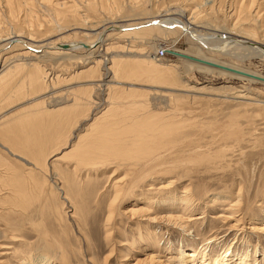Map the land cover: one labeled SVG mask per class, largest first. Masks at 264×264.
<instances>
[{
  "label": "bare ground",
  "instance_id": "6f19581e",
  "mask_svg": "<svg viewBox=\"0 0 264 264\" xmlns=\"http://www.w3.org/2000/svg\"><path fill=\"white\" fill-rule=\"evenodd\" d=\"M154 1L102 0L100 2L102 5L90 1L87 6H90L91 9H98V5H100L102 10L110 12L109 15L128 12L129 16L135 14L139 16L142 13L143 15L151 13ZM186 1L192 5L190 9L187 7L178 9L175 6L167 5L166 9L157 10L156 14L149 15L141 21H137L138 19L127 22L125 20L124 22H122L123 20L113 21V16L106 17V19H110L107 21L109 24L103 25V28L97 31L95 28L99 25L98 21L95 23L92 21L93 19L80 14L76 4L68 5L64 0H0V20L6 18L9 22L8 29L0 30V108L3 104L9 105L16 101L19 102L13 105L23 101L30 103H28L29 106H25L24 110L10 118L6 117L7 113L6 115L0 113V147L2 149L0 152L4 151L8 154L0 155V264H55L56 261L59 264H71L70 253L72 252H67L65 249V246L68 248L67 242L69 241L62 242L65 238H69L64 235L67 230L64 221L68 219V216L67 219L65 218L68 211L64 212L63 207L69 204L72 208L70 213L73 218L77 216L79 210H82L78 209L79 206L82 207V203H84L83 212H87L84 208L85 202L88 201L89 207V201L92 199L95 202L96 199L91 196L98 198L95 204L105 202L103 208L100 205L97 206V210L104 214L105 238L110 251L105 256V261L111 258L109 255H112L117 244L113 241L114 234H112L116 216H127L131 219L137 217L140 221L148 215L147 213H151L153 208L151 204L155 202L156 205L168 204L170 209L172 208L165 216L163 215L165 218L163 221H165L168 230L170 227H175L182 231H188L191 228L192 219L200 217H192L190 214L193 202L196 201V198L201 197L190 186L184 189L181 196H178L174 190V185L178 180L176 178H168L167 181L161 182L158 188L154 187L155 181L159 179L160 175L172 173L175 169L176 162L173 166H170L171 162H169V160L173 161L174 157L162 155V153L172 150L171 147L177 141H181L179 139L183 134L181 136L179 134L187 126V122L183 117L180 118L178 110L170 109L171 111L167 110L168 112L156 110L157 108L153 107L156 105L152 104V97L165 94L164 90L159 88L166 87L172 89L169 91L171 94L168 93L171 95L168 100L182 102L188 95L183 92L178 93L179 91L199 93V91L210 88L207 85L200 87L191 85L184 80L183 72L192 69V67L206 72L218 71L220 74H227L243 82L264 84V75L260 71H252L222 62L215 56L221 53L228 55L229 48L234 46L264 59V0H236V3L229 9L225 18L231 21L229 23L233 29H237L239 34H244L242 37H238L237 34L236 37L230 36L224 32L207 33L199 29V25L204 23V19L200 20L201 24H198L199 17L197 15L205 12L206 6L213 9V12L219 13L222 0ZM187 2L185 4H188ZM218 2L221 6H217ZM80 10L82 9L80 8ZM69 13H71V19L67 17ZM163 13L177 14L179 17H165L166 15ZM68 19L71 21L66 22ZM5 20L4 22H7ZM47 23L49 24L48 28L38 35L39 30L37 31L36 28ZM85 25V29L94 33L76 31ZM67 28L76 29V34L83 32L81 36L84 37L82 39L77 36L71 39L67 38L62 34V31ZM153 31L158 35L167 33L175 35L174 43L181 35H186V38L192 43L187 49L173 47L172 53L176 55V62L167 63L169 61L164 62L162 58L151 52V49L156 48V44L143 47V44L134 43L141 41L140 38L143 34L146 36ZM46 32L55 34V37L51 35L48 38L44 36V39H38V36L45 35ZM89 34L94 35L95 38L93 37V40L84 39L89 37ZM122 38L129 40V44H134H130L131 46L123 44L121 43ZM136 45L140 48L134 49L133 47ZM17 50L20 52L18 53ZM14 51L17 53L13 54ZM10 53L12 54L8 56L9 58L7 57L8 59L4 58ZM60 59L74 60L75 62L78 60L83 63L82 65H87L84 69L74 71L73 77L83 75L88 79L84 80L86 84L81 85L78 91L76 89L75 92H70L72 94L70 100L62 95L53 96L56 83H59L61 78L60 73L57 74L59 70L53 69L54 66L51 64ZM179 63H183L184 66L182 67ZM47 64L50 65L49 69ZM137 80H146L145 82H149L146 85L155 86L154 93L151 91L154 95L151 97V93L148 97V92L130 90L124 85L134 84ZM145 82L143 81V83ZM221 89L234 91L232 85H223L213 88L212 92L214 90L219 92ZM96 90H100L106 95L103 102H98L95 99L94 91ZM242 91L238 90L235 92V96L234 93L231 95L234 98L256 100ZM168 94L165 95L168 96ZM47 98L48 100L50 98V103L52 99V103L48 106L44 104ZM172 102L170 101V103ZM102 105L105 107L95 113L94 109L100 108ZM260 107L264 110V103ZM176 108L178 109V107ZM81 119L88 122L85 123L82 131L77 132L75 129H79ZM184 132L186 133V131ZM186 136L187 134L183 137ZM49 146L53 147L51 151L47 150ZM212 156L204 155V157L193 161L208 165L211 158L213 159L211 163H214L215 158L218 159V157H214L215 155ZM218 156L220 157V155ZM170 157L173 159H169ZM178 157L177 160H181V157ZM222 157L219 161L225 159L224 155ZM52 158L55 161L54 164L52 163L53 169L50 164ZM187 158L191 162L193 157L187 156ZM194 158L196 159L197 156ZM188 160L184 161L188 162ZM178 165L175 166L178 167ZM226 165L229 167L231 163L227 162ZM226 165H222V167ZM119 171L120 175L115 178L114 175ZM106 173L109 174L108 177H113L108 181L110 182L108 188L105 187L104 182L97 179ZM234 173L236 174V170ZM233 175H231L232 178H235ZM243 186L245 189V185ZM235 188H232L231 192L224 199L222 198V201L230 205L228 210L230 209L231 214L238 213V217L234 219L235 223L229 225L230 230L237 229L244 233V227H239V224H246V217L251 213H257L255 203H258L256 201L259 197L254 200L256 196L254 191L257 187L254 191L252 190L253 193L247 191L246 194L241 184L237 190H234ZM205 192H207L206 189ZM106 193L107 195H105ZM55 195L63 199L60 204L61 207L63 205L61 208L63 211L54 205ZM89 195L90 199H88ZM72 196H76L75 198H78L81 205L79 202L75 203L77 200L72 199ZM85 197H88L86 201ZM128 201L131 206L123 207ZM257 205L264 206V203ZM47 210L50 213L47 212L48 215ZM258 211L264 219V208L258 206ZM83 212H80L82 216L85 214ZM49 215L54 217V219L50 217L52 222ZM227 218L230 220L231 217L224 219L228 220ZM154 219L151 221L157 220ZM81 220L77 224V235L80 236L81 243V239L85 237V243L87 242L89 245L88 236L90 233L85 227H88L89 222L83 225L80 223ZM53 221L63 231L62 241L60 239L62 234H59ZM139 221L136 222L139 223ZM49 228L58 232L54 231L53 233ZM94 228L93 230H95ZM247 228L245 234L241 236L242 240L249 243V246L253 245V236L258 242L262 241L264 220L253 222ZM211 236H216V234L213 233ZM147 237L152 243H156V238L151 232L147 234ZM236 237H238L237 233H235ZM96 238L93 236V239ZM140 239L142 238L138 236V240ZM135 241L132 238L133 243L131 244L135 245ZM91 243L93 245L94 242L91 240ZM70 244L69 242L68 250ZM230 247L228 246L221 254H211L206 251L203 254V251L198 250L197 247L189 250L182 247L176 251L178 253L176 256H169L166 260L157 258L158 255H154L153 252L147 256L148 260L145 258L144 261L147 260V263L141 261L144 264H197V259L201 258L200 264H249L251 259L254 260L253 264L257 262L255 255L251 257L252 254L245 250L246 247L243 253H234L235 251ZM105 250L106 248L102 247L100 252ZM261 261L264 263V254ZM136 264L143 263L136 260ZM258 264H260V260Z\"/></svg>",
  "mask_w": 264,
  "mask_h": 264
},
{
  "label": "rangeland",
  "instance_id": "374dc122",
  "mask_svg": "<svg viewBox=\"0 0 264 264\" xmlns=\"http://www.w3.org/2000/svg\"><path fill=\"white\" fill-rule=\"evenodd\" d=\"M64 1H67L68 5L76 4L80 14H83L85 17L87 16V18L89 17V19H93L92 21H95V23H97L98 21L99 25L95 24L97 25L96 28L95 26H93L97 31H100L103 28L102 27L103 25L109 24L107 21H109L110 19H106V17L113 16L112 17L113 21L123 20L122 22H124L125 20V22H127V21H132V20L134 21L137 19H138L137 21H141L145 19L146 17H148L149 15L156 14L157 10H164V8L166 9L168 6H175L178 9L180 8L182 9L184 7H187L190 9V7L192 6V5H189V2H187L186 0H157V1L153 0L155 3L154 4L155 7L154 6H153L154 8L152 7L153 10L151 9V13H147V14L145 13L144 15L142 13L139 16L133 13L135 15L129 16V14H127L128 12H126V14L125 12H120L121 14L115 13V15H109L110 12L108 13V11L106 12V10H102L100 5H98V9H91L89 8L90 6L89 7L87 6V3L90 1H94L97 4H99L102 0H86L87 2H84L85 0L84 1L64 0ZM222 1H223L222 6L220 5L219 2L217 5V6H221L220 9L218 10L219 13L213 12L214 11L213 9H210L208 8V6H206L205 12H202L203 15L202 13H200V15H197V17H199L198 24H201L200 20L203 21L202 19H204L203 21L204 23L199 25L200 26L199 29L207 33H214V32L223 33L224 32V34H228L234 37H236V34L238 37L244 36V34L242 33L239 34L237 29H233L232 25L229 23L231 21L225 18L227 13H229L230 11L229 9H231V7L236 3V0H222ZM185 2H187L188 4H185ZM87 7L90 10H88ZM80 8L82 10H80ZM93 10H96L97 12ZM208 11H210V13L212 14L208 13ZM70 14L71 13H69V15L67 14L68 18L71 17ZM123 14L126 16H124ZM163 14L166 15L165 17L167 16L168 17L169 16L179 17L177 14L176 15H169L170 13L169 14L163 13ZM97 16L98 18L99 17L100 18L99 19L96 18ZM5 19L6 18H3L0 20L1 21L0 22L1 31L6 30L9 27V22L7 19L6 20ZM70 19H68L66 22H70L71 21ZM4 20L7 22H4ZM19 20L21 22L22 19L20 18ZM51 23H54V22L51 21ZM48 25L49 24L47 23L44 26L36 28L37 31L39 30L38 35L41 34V31L44 32V30L48 28ZM65 25H67V23ZM86 25L82 26V28H78V30L67 28L66 30L62 31L63 32L62 34L64 36H67V38L69 39H71L74 36H77L82 39V37H84V36H81L83 32H81V34L80 33L76 34V31L81 30L84 32H88V31L93 32L91 30L85 29ZM148 34H146V36L145 34H143L142 38H140L141 41L136 40L138 43L137 42H134V43L136 44L140 43L139 45L143 44V47H146L150 44L152 45L153 43L156 44L157 45L156 48L151 49V52H153L154 55H156V51H158V49L160 48L166 49L167 55L163 57L162 60L164 62L169 61L167 63L176 62V55L172 53V51H174L172 50L174 49L173 47L180 48V49H187L192 43L191 40L186 38L187 37L186 35H181V37L176 41V43H174L173 40L175 39V35L173 34L167 33L163 35L162 34L158 35V33L154 31ZM51 35L54 36L55 34L53 35L51 34V32L49 33L46 32L45 35L43 34L41 36H38V39H44L45 37L48 38ZM93 37L94 35L93 36L90 35L89 37H86L84 39L90 38V40H93L95 38ZM211 39H215V38H211ZM121 43L128 44V46H131L130 44H134V43L129 44V40H125L124 38L121 39ZM137 47L140 48L137 45L136 47H133V48L137 49ZM232 47L229 48L228 50L229 52H227L229 53L228 55L227 54L224 55L223 53H221V54L215 55L217 56L216 58H218L222 62L237 65L238 67H241L244 69H249L252 71L255 70L258 72L260 71V73L264 75V59L261 56L259 55L253 56L247 50L240 49V48L237 49L234 46ZM17 51L18 53L20 52V50H17ZM17 51H14L12 53L13 54L17 53ZM12 53L5 55L4 58H7ZM149 53H150V50H149ZM77 61L78 60H76L75 62L74 60H68V59L61 60L60 59L59 61H56V63L58 62L57 64L55 62H53L54 65L51 64L52 66H54V68L52 67L53 69L56 70L57 68L56 71L59 70L57 74L60 73L59 75L61 78L59 80V83L58 82L56 83L53 96L58 97V95L59 96L62 95V96H66L70 100V98H72V94L70 92H75L76 89L78 91L81 85L83 86L86 84L84 80L88 79L87 76L79 75V76L73 77L74 71L84 69L87 66V65L86 66L82 65L83 64L82 62L78 61L80 62L78 63ZM179 64L182 67L184 66L183 63H179ZM46 66L49 69L50 65L47 64ZM183 77L186 82H188L191 85H197L198 87L207 85L208 87L213 89L215 87L218 88L223 85H232V88L234 87V91L236 90L235 92H237L238 90H243L242 92L248 93L249 96L256 98V100H252V99L246 100L242 98L241 99L234 98L232 97L233 93L235 96V92L233 90L224 91L221 89L219 90V92L218 90H214L212 92V89L210 90V88H208L205 91H199V93L179 91L178 93L183 92V93H186V95L188 96L185 97V99H183L182 102H179V101L174 102V100H168L169 96H171L170 95L171 93L169 91H172V89L170 88H166V87L159 88V89H163L164 91L163 90L162 91L165 92V94L170 93L168 94V96H166L163 93L165 97L163 95H160V96L156 95L155 98H153L152 97L154 95L153 88H155V86L153 85L150 86V84L146 85L149 83V82H145L146 80H142V81L137 80L136 83L134 84L133 83L124 84L125 87L130 88V90H140L143 92H148L149 94L148 97H150V94L152 93L151 91H153V93L151 94L152 104L156 105V106H153L154 108H157L156 110L160 112H164L163 110H165V112H168L167 110L169 111L178 110L180 118L183 117V119H186L187 126L183 128L182 133L179 134L180 136L181 134L183 135L181 137L178 135V137L181 138L179 139V141L180 140L181 141L180 142L177 141V143L173 147H171L172 150L162 153V155H172V157H174V159L172 157L169 158V159L172 158L173 161L168 159L169 162H171L170 166H173L175 162H176L175 163L176 166L177 164L179 165L178 167L174 165L175 169L173 170V172L170 171L172 173L160 175L159 179L155 181L154 187L158 188L159 184H161V182H165V180L166 179L168 180V178H174V179L176 178L178 180L174 185V190L176 194H178V196H181L184 193L183 192L184 189L187 188V186H190L191 188L197 191L198 195L200 194V196L202 197V198L200 197V198L195 199L196 201L193 202L192 211L190 214L192 217H198V216L200 217L196 219H192L191 228H189L188 231H182L175 227H170V229L168 230L165 226V223H164L165 221L163 220L165 219L164 216L166 215V213H168V211H170L172 208L170 209V206H168V204L167 205L166 204L156 205L155 202L151 204V206H153V208L151 207L152 208L150 211L151 213H147L148 214L146 215L147 217L145 216V218L140 221L137 219V217H135V219H137L135 220L127 216H125L126 218L116 216V219H115L116 221L114 224L115 228L113 229L112 234H114L113 241H115V244L116 243L117 244H116V248L111 253L112 255H109L111 258H108L107 261H105V256H107L110 253V251L108 250V244L105 238V227L103 225L104 214L100 210L99 211L97 210L98 209L97 206L100 205L103 208L105 205V202L95 204L97 203L96 201L98 200V198L91 196V198L93 199L96 198V199H95V202L94 200L91 199L89 201V207H88V204H87L88 201H86V199L88 197H89L88 199H90V195H89L88 197H85L86 205H84V208H86L85 210H87V212H83L84 209L82 207L84 203H82L81 205L79 200H77L78 198H75L76 196L75 197L72 196V199L77 200L75 201V203L79 202V204L82 206V207L79 206L78 209H82V210H79V213L77 214L78 217L79 216L81 217L78 218L77 216H75L72 218L71 213H70L71 212L70 210H72V208L69 206V204L64 205V207L66 206L65 208L62 205L64 212L68 211V214L65 217L67 219V216H68V219H67L68 221L65 220L64 222L66 225V229L68 230V227H69V230L68 231L66 230L64 232V235L65 237L67 235V237L69 238L64 237L65 239L63 240L62 238L64 236L63 231L53 221L54 226L55 225L57 226V227L55 226V228L59 231V234H62V236L60 237L61 241L63 240L62 241L63 243L64 241H69L71 243L70 244L71 250L70 249L68 250L69 242H67L68 248L67 246H65V249L67 250V252L70 251L73 253L72 254L69 252L71 256V258L69 256L72 262L71 264H91V263L93 264H136V260L137 261L139 260L140 263L144 264L145 258L148 260L147 256L150 254H153V252H154V255L156 256L158 255L157 258L166 260L167 257L169 256H172V255L176 256L178 254L176 251L178 249H181L182 247H184L187 250L197 247L198 250L201 249L203 251V254H205V251L206 253H211V254H219V253L221 254L222 252L226 250L228 246L229 247L231 246L230 248L233 249V251H235L234 253H243L245 250H248L250 252L249 254H252L251 257L255 255V257L257 258V262L255 264H258L259 260H260V264H264L263 261H261V258L263 257V254H264V238L262 239L261 242H258L256 237L253 236V239H252L253 245L251 246L248 245L249 243L241 239V236L245 234L246 228L250 226L251 223L260 222V221L262 222V220H264L258 211V206L259 208H264V206L257 205V204H261L262 202L264 203L263 201L264 200V110H262V108L260 107L261 104L264 103V84L257 83V82H247V81L243 82V81L238 80L235 77H232V76L230 77L227 74H220L218 73V71L216 72L207 71L206 72L204 70L201 71V69H197L196 67H192V69H189L188 71H184ZM143 81L145 83H143ZM138 82H142L143 84L138 83ZM131 88H134V89H131ZM67 89L69 90V92ZM94 92H95V99L98 102L99 101L103 102L106 99V95H104V92L100 90L99 91L96 90ZM225 94H228V95H225ZM170 101L171 102L173 101V102L170 103ZM17 102L19 101H16L15 103ZM45 102L46 103L44 104L48 106L52 103V99H51V103H50V98L49 100L47 98ZM28 103H29L28 101H23L22 103H19L17 105L3 104L0 108V113L2 115L4 114L6 115L7 113L6 117L10 118L14 116V114L24 110V108H26L25 107L26 105L29 106L30 103L29 104ZM104 107L105 106L102 105L100 108L94 109L95 113L99 112V110L103 109ZM176 107H178V109ZM94 110L92 112L93 115L95 114ZM87 122L88 121H84L81 119L80 124H79L80 125L79 129L77 128L78 130L77 129L75 130L77 132L82 131L85 123ZM184 131H186V133ZM186 134H187L186 137H188L187 140H186V137H183ZM50 148L51 146L47 147V150L51 151L53 149V147L51 149ZM0 150H2L1 147H0ZM3 153L5 152L1 151L0 155H3ZM204 155L206 156L215 155L214 157H218V159L215 158L214 163H211V161L213 160L211 158V161L209 163L213 165L209 163H207L208 165H206L205 163H197V162L195 163L193 161V160H198L204 157ZM218 155H220V157ZM221 155L222 156L224 155L225 159L222 161H219L223 158ZM177 156H179L178 158L181 157V160L179 159L177 160ZM187 156L189 158L193 157L191 159V162L190 160H188ZM196 156L197 158L195 159L194 157ZM53 159L54 158L50 160L51 169L54 168L52 163L55 161H53ZM184 160L186 161L188 160V162ZM226 160L227 162L231 163L232 166L230 165L229 167H227ZM180 161L182 162L179 163ZM223 161L225 162V164ZM218 162H219V166H218ZM182 163L183 165H181ZM222 165H226V166L222 167ZM211 166H213L214 168ZM227 169H229L230 171ZM235 170H236V174L234 173ZM119 175H120V171L117 172L114 175V177L116 178ZM231 175L235 176V178L234 177L232 178ZM108 176L109 174L106 173L104 175H100V177L97 178L102 183L104 182V185L105 187L107 186V188L109 187V183H110L108 181H110L111 178H113V177H108ZM239 184L242 185L243 190H245L244 191L245 194L247 193V191L248 192L250 191L249 193H253L254 189L257 187L256 190L254 191L256 196L253 194L252 195L255 196L254 200H256L259 197L257 199L258 201H256L258 203H255L256 204L255 210L257 213L256 214L251 213V215H248L249 217L247 216L245 219L246 224L244 223L239 224L240 225L239 227H244V230H245V231L243 230L244 233L240 232L241 230L238 231L237 229H233L232 231L230 230L229 225L231 223L232 224L235 223L234 219L238 217V213L237 214L235 213L236 215L231 214L230 209L228 210L230 205L222 201V198L224 199V197H226L228 193L231 192L232 188H235L236 186L234 190H237L239 187ZM243 185H245V189ZM205 189L207 192H205ZM108 190L110 191V189ZM107 193L105 195H107ZM62 201L63 199L58 195L57 196L55 195L53 198L54 205H56L57 207H60L59 208L60 211H63L61 209L62 207L60 206ZM175 203H178V201H175ZM130 204L131 203H129L128 201L127 203L123 205V207H128V206L130 207L131 206ZM48 210L46 211V213L48 212ZM81 211L83 212V214L85 213L86 215L84 214V216H82V213H80ZM51 215H49L48 217L49 218L51 217L54 219V217ZM225 217H231V218L230 220L228 218H227L228 220H226L224 219ZM51 218H50V221L52 222ZM153 218L157 220L154 219L155 221H151L153 220ZM83 219H85L87 222ZM80 220L82 221L80 223L81 224L83 223V225L84 224L86 225L89 222L88 227L85 226L87 228L86 230L88 231V233H90L89 236L91 235V237L88 236L89 245L87 242L85 243V237H83L84 239H81L82 241L81 243L80 238H79L80 236L77 235L78 234L77 224L79 223ZM90 221H93V222L91 223ZM136 221H139V223ZM69 223H70V226H69ZM48 225L50 226L49 223ZM92 225L93 227H91ZM95 226L96 228H94ZM93 228L95 230H93ZM49 229H51L53 233L54 231H57L52 228H49ZM247 231H248V228H247ZM149 232H151L153 236L156 238V243H152V241L148 239L147 234ZM213 233H215L216 236H211V234ZM235 233H237V236H238L236 238H235ZM93 236L94 238L96 237L97 238L93 239ZM138 236H140L142 239L138 240ZM78 238H79V242H78ZM132 238L136 240L135 245L131 244L133 243ZM91 240L92 242H94L93 245L92 243L90 244ZM97 243H98V246H97ZM99 245L101 246L99 247ZM246 246H249V247L247 248ZM102 247L106 248L104 252H100ZM245 247L246 249L244 250ZM200 259L201 258L197 259V262H198L197 264H200ZM141 260L144 262H142ZM147 260L145 263L148 262ZM252 260L253 259L249 261V264L254 263V260L253 261ZM55 264H59V263L56 261Z\"/></svg>",
  "mask_w": 264,
  "mask_h": 264
},
{
  "label": "built area",
  "instance_id": "2783aa9c",
  "mask_svg": "<svg viewBox=\"0 0 264 264\" xmlns=\"http://www.w3.org/2000/svg\"><path fill=\"white\" fill-rule=\"evenodd\" d=\"M156 55L158 57L163 58V57H165L167 55V50L164 49V48H160V49H158V51H156Z\"/></svg>",
  "mask_w": 264,
  "mask_h": 264
}]
</instances>
